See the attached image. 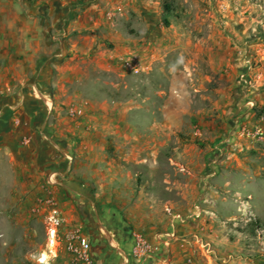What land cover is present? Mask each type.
<instances>
[{
	"label": "crops",
	"instance_id": "obj_1",
	"mask_svg": "<svg viewBox=\"0 0 264 264\" xmlns=\"http://www.w3.org/2000/svg\"><path fill=\"white\" fill-rule=\"evenodd\" d=\"M89 1L0 0V206L23 203L42 217L45 241L32 264H79L62 243L73 228L89 239L88 264H248L242 229L263 182L233 178L241 164L227 147L230 121L198 108L173 67L160 68L127 113L103 90L83 93L86 76L115 73L119 57L140 54L136 38L106 16L114 14ZM82 96L84 118L60 117L59 104ZM203 122L205 134H186L205 136V145L189 146L180 131ZM54 211L65 220L59 242L48 238ZM133 231L171 242L152 259H133Z\"/></svg>",
	"mask_w": 264,
	"mask_h": 264
},
{
	"label": "rangeland",
	"instance_id": "obj_2",
	"mask_svg": "<svg viewBox=\"0 0 264 264\" xmlns=\"http://www.w3.org/2000/svg\"><path fill=\"white\" fill-rule=\"evenodd\" d=\"M92 3L90 0L86 8L95 5ZM166 4L172 7L171 13L164 11ZM96 6L114 14L106 16L121 22L122 35L136 38L140 54L119 57L115 73L91 71L81 86L85 87L83 93L103 90L122 101L119 109L127 113L128 102L136 94L144 97L146 82L159 77L160 68H176L198 108L213 106L214 116L222 112V125L230 121L225 129L230 139L227 147L235 153L234 163L241 164L233 178L263 182L264 191V0H96ZM127 59L135 70L126 67ZM87 98L59 104L57 113L78 122L87 114ZM85 101L82 115L69 118L67 109ZM218 105L221 108L215 107ZM209 125L190 124L191 130L184 128L179 134L189 146L203 147L205 136L194 141L187 134L197 130L205 134ZM86 132L92 135L95 129ZM74 138L78 145L85 142L81 134ZM111 148L108 139L107 161ZM3 173L10 175L7 170ZM250 207L255 217L248 215L247 227L242 229L248 237L246 259L248 264H264V196ZM44 241L45 224L36 211L19 202L0 206V264H32Z\"/></svg>",
	"mask_w": 264,
	"mask_h": 264
},
{
	"label": "built area",
	"instance_id": "obj_3",
	"mask_svg": "<svg viewBox=\"0 0 264 264\" xmlns=\"http://www.w3.org/2000/svg\"><path fill=\"white\" fill-rule=\"evenodd\" d=\"M126 67L135 70V65L131 59L125 62ZM87 102L80 105H71L67 109L69 118L74 119L82 115L83 109L86 108ZM65 220L54 211L47 217V231L50 240L61 241L58 238V229L64 224ZM133 246L131 249V258L133 259H152L162 248L169 247L171 237L168 234L157 233L151 241L145 239L139 232H132ZM64 250L69 253L75 263L88 264L90 262V242L83 232L78 228H73L67 232L62 240ZM44 263V262H41Z\"/></svg>",
	"mask_w": 264,
	"mask_h": 264
},
{
	"label": "trees",
	"instance_id": "obj_4",
	"mask_svg": "<svg viewBox=\"0 0 264 264\" xmlns=\"http://www.w3.org/2000/svg\"><path fill=\"white\" fill-rule=\"evenodd\" d=\"M171 6L170 5H168V4H166V5H164V11L166 12V13H171ZM169 17H172V16H169ZM166 23H167V21H165Z\"/></svg>",
	"mask_w": 264,
	"mask_h": 264
},
{
	"label": "bare ground",
	"instance_id": "obj_5",
	"mask_svg": "<svg viewBox=\"0 0 264 264\" xmlns=\"http://www.w3.org/2000/svg\"><path fill=\"white\" fill-rule=\"evenodd\" d=\"M44 258H45V256L43 255V257L41 259H44Z\"/></svg>",
	"mask_w": 264,
	"mask_h": 264
}]
</instances>
